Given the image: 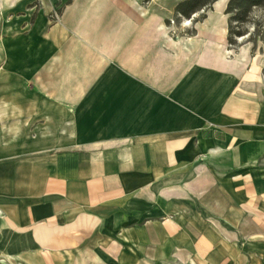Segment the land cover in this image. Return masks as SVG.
Here are the masks:
<instances>
[{
    "label": "crops",
    "instance_id": "crops-1",
    "mask_svg": "<svg viewBox=\"0 0 264 264\" xmlns=\"http://www.w3.org/2000/svg\"><path fill=\"white\" fill-rule=\"evenodd\" d=\"M76 21L92 102H0V264H264V56L133 0Z\"/></svg>",
    "mask_w": 264,
    "mask_h": 264
},
{
    "label": "rangeland",
    "instance_id": "rangeland-1",
    "mask_svg": "<svg viewBox=\"0 0 264 264\" xmlns=\"http://www.w3.org/2000/svg\"><path fill=\"white\" fill-rule=\"evenodd\" d=\"M98 1L0 0L1 103L23 101L29 91L37 93L38 102L46 100L70 106L76 105L81 98L92 102L90 95L77 96L72 92L71 87L76 83L84 82L86 86L89 83L77 70L82 62L81 58H76V44L73 43L82 41L79 31L93 26L77 24L76 18L87 15ZM133 1L146 11L150 21L163 27L167 40L181 47L198 33L201 38L212 35L216 41L223 39V34L228 37L230 15H226L225 10L230 0H225L219 9L212 6L203 21L196 22L203 12L194 15L188 25L184 24L185 19L179 20L175 16V7L182 0ZM69 2L71 4L67 5ZM86 6L89 11L84 13ZM166 21L170 23L166 24ZM243 30L249 33L248 36L237 41V48L228 44L229 50L237 54L241 48L248 47L250 57L264 56V10L255 9ZM250 40H255L256 44L248 42ZM109 66L115 69V63L111 62L106 63L105 70ZM25 99L28 101L27 97Z\"/></svg>",
    "mask_w": 264,
    "mask_h": 264
},
{
    "label": "trees",
    "instance_id": "trees-1",
    "mask_svg": "<svg viewBox=\"0 0 264 264\" xmlns=\"http://www.w3.org/2000/svg\"><path fill=\"white\" fill-rule=\"evenodd\" d=\"M219 0H182L175 7V16L179 20H191L196 14L202 13L200 19L207 18L206 13ZM255 9L264 10V0H230L225 10L226 15H230L227 41L230 47L237 48V41L248 36V32L243 27L250 22L251 14ZM170 21H166L169 24ZM248 42L256 44L255 40ZM255 48V47H254Z\"/></svg>",
    "mask_w": 264,
    "mask_h": 264
},
{
    "label": "bare ground",
    "instance_id": "bare-ground-1",
    "mask_svg": "<svg viewBox=\"0 0 264 264\" xmlns=\"http://www.w3.org/2000/svg\"><path fill=\"white\" fill-rule=\"evenodd\" d=\"M225 2V0H219L218 2L215 3V7L216 9H219L221 7V5ZM190 22L189 20H185L184 24L188 25Z\"/></svg>",
    "mask_w": 264,
    "mask_h": 264
}]
</instances>
